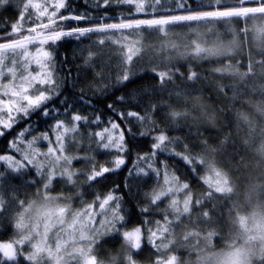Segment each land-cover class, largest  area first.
<instances>
[{
	"label": "snow or ice",
	"instance_id": "snow-or-ice-1",
	"mask_svg": "<svg viewBox=\"0 0 264 264\" xmlns=\"http://www.w3.org/2000/svg\"><path fill=\"white\" fill-rule=\"evenodd\" d=\"M9 3L10 0H0V7ZM101 4L104 7L111 4L127 5L129 13L152 18L77 25L65 29L63 21H83L90 17L81 14L70 15L69 0H22L17 21L10 26L9 31L0 34V137L37 110L43 109V116L50 114L48 102L60 94V82L55 75L54 46L65 38L79 39L92 33H104L105 36L100 38L98 43L104 45L108 41L116 44L121 52L120 71L117 75L119 82L129 80L134 74V61L138 63V58H143L142 52L151 50L157 55L164 54L160 63H153L152 58L148 61L149 70L158 77L161 91H164L166 84L171 83L177 75H183L177 65L170 63L174 57H191L197 61L229 57L241 50L249 32L246 26L242 27L238 32H233L228 42L224 43L220 34L209 28L211 36L207 39H202L198 34L196 38L184 42L172 38L174 26L202 21H241L245 25L257 19L264 21V0H214L208 8L192 12H187L186 0H178L177 7L184 9L187 14L173 13L164 16H155L158 10L165 7L162 0H97V6ZM144 30L154 31L146 38ZM251 30L252 39L261 49V59L255 64L250 60L245 71H240L238 61L235 64L231 61H220L221 66L212 69L220 77H234L241 82L239 85H217L221 92H225L226 88L230 89L233 99L238 98L239 93L247 87L243 82L257 74L255 67L264 68V22L253 24ZM116 33L119 35H115ZM151 38L157 43H151ZM95 56L96 53L90 51L85 63L90 64ZM97 75L101 73L98 72ZM199 78L197 71H189L188 80L196 81ZM175 95L179 97L183 93L176 92ZM158 106L152 103L151 111L143 115L137 112L119 115L121 119L131 116L144 122L146 130L141 135H147L157 128L152 113ZM261 111L264 112V109ZM168 115L172 120H179L189 118L191 113L186 108L169 107ZM241 118L245 123H249L246 115L241 114ZM209 119L214 117L210 116ZM88 123H98V118L89 121L87 116L80 113H70L66 119L57 118V122L52 126L54 139L47 132L39 136L33 134L31 139H28L26 132L31 131L29 125L11 142L13 152L0 154V161L4 162L7 169L0 170V213H7L10 201H14L17 208L13 225L16 230L14 238L0 242V264H138L135 257L142 249L145 239L157 253L152 264H264V207L258 206L245 214L240 212L236 204H231L229 216L237 230L235 233H229L219 251L213 245V239L218 235L216 229H201L198 223L193 222L194 216L205 222L213 221L210 211L200 206L221 199L230 201L236 185L229 173L217 165L214 156L192 154L187 145H184V153L173 154L180 155L193 174H197L198 166H203L200 168L203 175L199 178L206 185L205 193L203 197H194L188 182L181 181L166 168L163 172L154 169L149 163L148 167L157 175L163 174V186L154 190L150 203L157 205L165 197L168 198L160 221L153 220L149 223L146 219L142 225L127 230L123 227L124 216L120 213L119 197L112 193L97 197L98 204L95 201L87 204L82 202L79 208L72 207L70 195L51 194L48 190L54 180H63L74 185L79 194L81 182L96 181L125 163L124 158L117 155L108 166L97 165L94 157L76 154L75 149L82 141L80 128ZM124 131L118 123L111 121L108 127L93 135L99 147L106 150L115 149L119 153L126 151ZM41 140L48 142L46 151H41L39 147ZM174 143L166 132L160 130L153 137L152 156L154 157L157 151H168ZM204 144L207 152L216 151L207 145V141H204ZM259 151L264 155V144ZM15 153L21 155L17 157ZM76 159H86L90 164L88 170L83 173L82 181L81 174L72 167L73 160ZM30 167L43 178L42 190L38 189L37 192L38 199L25 203L24 200L16 198L15 190L6 199L3 185L8 183L7 177L11 173H24ZM140 172L147 175L143 168ZM212 208H215V204ZM155 210L161 209L157 207ZM143 211L148 212L149 208H144ZM97 216L100 217L99 220L96 219ZM113 232L122 236L124 251L110 253L107 259H103L99 256L96 246L101 237ZM178 236L180 243L177 242ZM201 239L206 242L207 248L199 246ZM180 247L188 250L190 259H182L178 255Z\"/></svg>",
	"mask_w": 264,
	"mask_h": 264
},
{
	"label": "trees",
	"instance_id": "trees-1",
	"mask_svg": "<svg viewBox=\"0 0 264 264\" xmlns=\"http://www.w3.org/2000/svg\"><path fill=\"white\" fill-rule=\"evenodd\" d=\"M71 5L70 15L81 14L90 17L83 21L66 20L63 21L65 29L73 28L77 25L88 26L103 23H120L126 19L140 18L147 19L151 16L135 15L128 12L127 5L111 4L104 7L97 6V0H69ZM231 2V0H230ZM22 0H12L9 4L0 7V34L9 31L10 26L17 21ZM165 6L158 10L155 16L169 14H187L196 10H204L214 3V0H186L187 12L177 7L178 0H162ZM259 19L247 25L241 21H202L180 24L175 27L171 34L173 39H180L186 42L194 39L199 34L203 39L211 36L209 28L217 31L224 43H227L233 32H238L242 27L249 29L248 38L241 50L229 57H221L219 60H194L173 58L171 64L179 67L180 73L175 79L166 84V89L161 91L158 77L149 70L148 61L152 58L153 63H160L163 55H157L151 50L141 53L142 59L138 58V63L134 61V74L125 82H119L117 75L120 71L121 52L118 45L108 41L100 45L98 40L105 36L104 33H92L87 36L76 38H66L56 43L55 47V75L60 82V94L48 102L50 114L43 116V109L37 110L26 120H21L15 124L10 131L0 137V154H11L13 152L10 144L17 139L19 132L24 131L31 125V131L26 132L28 139L31 136H39L47 132L54 139L52 126L57 122V118L66 119L70 113H80L92 121L98 118V123L83 124L80 128L82 137L81 144L75 149L80 156L94 157L97 165L108 166L117 155L122 156L125 163L117 170L105 173L96 181L91 183H80L79 194L74 185L67 184L63 180H54L48 190L53 195H70L72 197V207L79 208L81 203H92L99 201L97 197H103L112 193L119 197L120 213L124 216L123 227L130 230L140 226L147 219L149 223L153 220L160 221L163 216V209L167 207V197L159 201L157 205L150 203L154 190H159L163 183V174L148 167L151 163L154 169L161 172L166 168L169 173H174L181 181L188 182L192 193L195 196L203 197L206 185L199 178L203 175L198 166L197 174H193L187 163L180 155L173 153H184V145L192 154H202L214 156L218 166L223 168L232 177L234 184L237 181H246L241 176L252 173L256 169L258 155L254 154L256 145L255 134L264 127V68L255 67L257 73L249 77L243 83L247 85L238 98H232V91L225 89L227 93L221 92L218 84H240L234 77H220L212 71L214 67L221 66L220 61L227 63L231 61L235 64L239 62L240 71H245L251 60L254 64L261 59V49L256 46L252 39V25ZM154 30H144L143 34L147 38ZM109 35H113L109 33ZM115 35H119L116 33ZM151 43H157L154 38ZM211 41H209V45ZM50 47V46H48ZM96 53L94 60L86 64L88 53ZM35 68V65L32 66ZM190 70H195L200 74L196 81L187 79ZM101 75H97V73ZM176 92L183 95L176 96ZM123 97V99H120ZM159 105L152 113L153 121L157 125L155 131L147 135L145 123L138 121L135 117L127 116L120 118V113L137 112L145 114L151 111V104ZM109 105L112 107L110 108ZM201 105L203 107H201ZM169 107L173 109H188L191 116L187 119L172 120L168 115ZM241 114L248 117L249 123L241 118ZM214 119H209V117ZM114 121L124 129V144L126 151L117 152L115 149L106 150L98 146L94 133L109 126V122ZM130 129V131H128ZM166 132L175 143L168 151L156 152L153 157V137L160 131ZM227 138V139H226ZM204 141L207 145L216 149L214 153H209L205 149ZM48 142L41 140L39 147L41 151H46ZM19 157L20 153H15ZM147 157V159H144ZM72 167L81 174L90 167L86 159L73 160ZM143 168L147 175L140 172ZM0 170L7 171L4 162L0 161ZM43 178L36 174L34 168H29L21 174L11 173L7 177L8 183L3 185L8 199L13 190L16 198L24 200L38 199V189L42 190ZM248 180V178H247ZM35 181V183H32ZM247 184L242 183L236 187L230 201L223 199L206 202L200 207L210 211L213 221L205 222L193 217V222L198 223L201 229L215 228L218 235L214 237L213 245L216 250H220L224 240H227L229 233H234V224L229 216L231 204H236L241 213L248 214L253 208L264 207V196H252L250 205L243 207L244 200L238 192L252 195L251 189L246 190ZM183 195V193H182ZM215 204V208L212 205ZM159 207L161 210L156 211ZM144 208H149L144 212ZM14 201H10L7 213H0V242H7L14 238V217L16 214ZM195 211V209H194ZM196 220V221H194ZM191 227V222H189ZM118 227H121L119 225ZM179 231V230H178ZM178 243L180 242V238ZM124 247L122 236L114 233L101 239L96 248L101 258L107 259L108 255L119 253ZM156 251L150 243H143L142 249L136 255L139 264L153 262L156 258ZM182 259L191 258L189 254L178 252ZM27 264V262H23Z\"/></svg>",
	"mask_w": 264,
	"mask_h": 264
},
{
	"label": "rangeland",
	"instance_id": "rangeland-1",
	"mask_svg": "<svg viewBox=\"0 0 264 264\" xmlns=\"http://www.w3.org/2000/svg\"><path fill=\"white\" fill-rule=\"evenodd\" d=\"M10 1H12V0H10ZM37 2H39V0H37ZM262 22H264V21H261V20L257 21L256 25H259ZM68 38H75V37H68ZM46 47H48V46H46ZM255 132H256V134H255L256 145L254 147V154L258 155L256 157V159H257L256 169L254 171H252V173L249 172L247 175L240 177V178H245L246 181H237L236 182L237 188L242 183H246L247 184L246 190L251 189V191H252L251 196H249V194H244L243 192L237 193V194H240L241 198L244 200V203L242 205L243 207H247L250 205L249 200L252 198L253 195L257 196V198H255V199H258V197H260V196H264V155H262L261 152L259 151L261 145L264 144V127H263V124H260L259 130L258 131L256 130ZM247 178H248V180H247ZM162 186H163V183H162L161 187ZM180 195L182 196V193ZM253 209H255V208H253ZM250 212L251 211H249V213ZM96 219L99 220L100 217L97 216ZM194 221H196V220H194ZM118 226L119 225H117V227ZM234 227H235V229H234V233H235L237 229H236L235 225H234ZM114 233L115 232H113L111 235H113ZM111 235H105V236L101 237L100 240L105 238L106 236H111ZM177 238H179V236ZM177 242H178V239H177ZM213 242H214V239H213ZM199 246L201 248H207L206 242L203 239H201ZM124 248H125V245L120 250V252L124 251ZM217 251H219V250H217ZM178 252L179 253L184 252V253L189 254L188 250L185 249L184 247H180ZM161 254H163V253H161ZM192 256L194 257L195 253H193ZM187 259H190V258H187ZM144 263L145 264H152L151 262H144Z\"/></svg>",
	"mask_w": 264,
	"mask_h": 264
}]
</instances>
